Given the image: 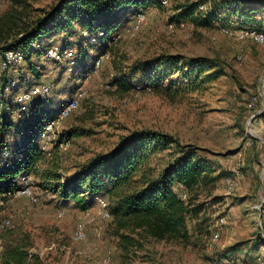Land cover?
<instances>
[{"label":"rangeland","instance_id":"rangeland-1","mask_svg":"<svg viewBox=\"0 0 264 264\" xmlns=\"http://www.w3.org/2000/svg\"><path fill=\"white\" fill-rule=\"evenodd\" d=\"M208 1L212 7L217 6V14L230 30H251L249 27L255 26L264 31V0H233L228 5L224 3L229 0ZM55 2L29 0L31 15L26 20H33L40 13L37 9L49 8ZM12 6L13 0H0V15ZM205 6L198 13L202 19L207 17L209 7ZM245 7L256 10L242 16ZM143 13L145 20L138 29H132L136 16L120 25L113 34L109 57L83 79L84 53L92 57L97 51L79 33L70 40L71 56L53 61L45 54L35 55L32 61L37 65L36 74L27 62L12 69L10 80H16L19 89L39 82L50 84L48 97L54 107L77 87L86 91L78 109L59 127L60 136L51 146V156L39 165V175L51 171L60 176V182H66L135 133L167 134L181 145L202 149L198 153L221 175L212 189V196L221 200L213 204L212 196L203 197L208 206L202 216L210 219V227L198 225L188 239H140L124 247L122 239L114 234L112 217L99 213V198L87 210L73 204L65 206L51 189L41 186L40 176L33 174L30 181L39 197L37 203L16 195L17 191L0 195V264H5L6 251L18 246L28 251L26 264H104L106 256H110V264H211L215 260L222 264H264V217L261 215L259 221L261 211L255 207L264 209V43L224 33L225 24L217 18L207 24L188 20L179 23L171 1L164 8L151 6ZM66 37L45 35L43 44L36 45L64 46ZM175 55L184 62L206 58L212 68L188 77L183 74L185 69L179 70L155 88L146 85L122 90L108 84L121 71ZM163 68L161 63L159 69ZM254 96L258 97L257 104L250 109L248 103ZM63 131L67 135L61 139ZM19 133L14 131L11 141ZM172 151L169 148L155 154L151 165L163 167L174 159ZM229 178L235 185H229ZM55 184L53 181L49 185ZM61 210L65 214L60 217ZM222 217L225 222L220 223ZM5 219H11L10 227H1ZM80 222L88 236L75 241L73 233ZM215 232L220 234L217 240L213 239Z\"/></svg>","mask_w":264,"mask_h":264},{"label":"trees","instance_id":"trees-1","mask_svg":"<svg viewBox=\"0 0 264 264\" xmlns=\"http://www.w3.org/2000/svg\"><path fill=\"white\" fill-rule=\"evenodd\" d=\"M28 1L13 0L12 8L0 15V60L8 50H22L26 54L25 62L29 64V69L36 74L37 65L32 61L33 57H40L48 48L43 45L41 48L36 47L42 37L65 35L68 43H64L63 47L70 48L72 36L79 33L97 51L92 57L84 53L81 61L84 68L82 79L94 71L97 58L109 52L115 41L113 34L121 24L151 6L158 9L165 7L164 0H56L49 8L37 9L40 13L28 21L26 17L31 15ZM166 1L175 4L176 21L179 23L188 20L207 24L214 18L221 22L224 20L221 14H217V6L212 7L208 0ZM230 3L233 0L224 4ZM201 5L209 7L205 19L198 15ZM255 10L245 7L241 15H250ZM238 27L246 28L245 25ZM249 28L263 31L255 26ZM86 30L92 34L102 30L105 35L97 43H92L90 38L83 36ZM161 63L164 64L163 69H159ZM15 67L3 70L4 73L0 74V153L7 147L14 154L22 156V161L16 162L14 168L0 171V195L21 189L22 174L31 178L33 174L39 175V165L46 158L40 147V132L45 121L55 115L62 104L56 103L54 107L49 95L41 96L20 116L16 112L15 102L19 88H10V73ZM209 68H212V64L206 58H191L184 62L181 56L175 55L163 61L154 60L138 65L132 71H121L108 84L122 90L146 85L155 88L179 70L185 69L183 74L188 77L194 73L201 74ZM139 74L142 75L141 79ZM137 77L139 81L134 82ZM14 131L20 133L18 138L11 141L10 135ZM66 135L63 131L61 139L66 138ZM169 148H173L174 159L163 167L152 166L153 156ZM199 151L202 149L181 145L170 135L147 131L125 139L118 148L99 156L66 182H60V176L51 171L39 176L43 184L41 186L51 189L65 206L73 204L81 210H87L98 198L107 201L114 234L122 239L124 247L135 245L140 239L179 241L188 239L198 225L209 223L210 219L202 216L208 206V201L203 200V197L212 196V189L221 177L215 173L212 162L201 156ZM53 181L56 184L49 185ZM220 200L219 196L211 197L213 204ZM28 255L25 248L18 246L6 251L4 263L26 264Z\"/></svg>","mask_w":264,"mask_h":264},{"label":"built area","instance_id":"built-area-1","mask_svg":"<svg viewBox=\"0 0 264 264\" xmlns=\"http://www.w3.org/2000/svg\"><path fill=\"white\" fill-rule=\"evenodd\" d=\"M164 4H167L168 1L164 0ZM201 9L207 8L205 5L200 6ZM145 15L143 12H140L136 15L135 21L132 25V29H138L140 25L144 22ZM171 27L174 26L173 24L170 25ZM222 31L226 34L231 36H235L239 39H246L251 38L257 43H264V32L258 30H248V29H240L236 32L230 30L226 25L222 26ZM105 35L104 31L98 30L95 34L88 32L87 30L83 32L84 37L90 38L92 43H97L101 37ZM37 48L40 47V44L36 45ZM26 54L22 50H8L4 53L2 59L0 60V67L2 70H8L13 68L14 66L21 65L25 62ZM45 56L49 60L59 61L64 57L71 56V50L69 48H65L59 44H52L50 45L45 53ZM105 57H109V54L100 55L96 62L95 68H98L102 60ZM18 82L12 81L10 88L16 87ZM10 88H7L9 90ZM52 86L47 83H35L30 88H20L19 91L16 93L15 102L17 103V110L16 112L21 116L23 113L29 110L30 105L37 100L38 97L41 96H48L51 94ZM86 91L83 88L76 89L71 96H69L65 101L62 102L58 112L47 119L42 127L40 132V147L42 153L48 157L51 156V146L53 143L56 142L60 135V131H58L59 127L62 123L80 106L82 99L84 98ZM257 96H254L248 103V107L250 109L254 108L257 104ZM250 144V141L247 142ZM22 156L14 154L12 150L5 147L3 151L0 153V171H5L9 168H14L16 162H21ZM20 180L22 183V188L19 189L15 194L16 195H24L28 197L33 203H37L39 201V197L37 193L34 191V188L30 184L31 177L25 174L20 176ZM227 182L230 186L235 185L233 179H227ZM183 197H186V194H183ZM100 210L99 213L103 215L105 218H110L111 213L108 209V203L104 199H99ZM261 211V215L264 217V209H261V205L255 206ZM65 214L64 210L59 212V216H63ZM86 215L89 216L90 212L87 211ZM220 223L225 222V218H220ZM12 225L11 219H5L1 222V227L7 228ZM88 233L84 226V223L80 222L76 225L73 239L75 241H83L87 238ZM219 232H215L213 234V239L217 240L219 238ZM104 264H110V256H106L103 259ZM211 264H222L220 260H215Z\"/></svg>","mask_w":264,"mask_h":264},{"label":"crops","instance_id":"crops-1","mask_svg":"<svg viewBox=\"0 0 264 264\" xmlns=\"http://www.w3.org/2000/svg\"><path fill=\"white\" fill-rule=\"evenodd\" d=\"M258 217H259V221H261V214H260V212H259V216Z\"/></svg>","mask_w":264,"mask_h":264}]
</instances>
